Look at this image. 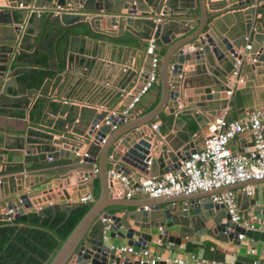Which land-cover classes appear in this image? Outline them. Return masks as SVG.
<instances>
[{"label": "water", "instance_id": "obj_1", "mask_svg": "<svg viewBox=\"0 0 264 264\" xmlns=\"http://www.w3.org/2000/svg\"><path fill=\"white\" fill-rule=\"evenodd\" d=\"M15 1L30 7L21 9L19 18L11 10L14 4L0 7V137L18 144L9 157L14 167L0 170V208L12 209L16 219L27 209L43 203L51 211L66 212L89 206L47 264H140L110 249L109 244L116 237L136 247H148L157 239L164 247L176 246V252L181 247L194 253L198 252L197 246L188 238L203 228L206 234L220 241L238 244L239 232L254 240H264V232L245 230L230 222L224 205L213 202L208 191L170 196L164 201L169 204L162 213L157 212L159 198H150L146 210L143 205L129 210L121 207L125 203L109 202L110 191L117 196L120 182L108 176V165L136 186L137 180L130 175L135 170H144L150 142L154 140L153 149L158 152L156 162L161 168L157 178H160L196 149L194 137L188 134L189 124L186 131L178 133V142L160 136L154 139V132L146 131L143 122L118 130L107 139L106 135L114 131L111 125L117 123L116 119L111 124H100L97 129L94 126L107 115L118 92L100 83L92 86L91 92L103 95L112 92L110 96L115 97L110 104L100 105L101 110L97 112L99 104L93 101L82 106L68 103V90L56 83L61 73L59 63L68 73L73 71L70 53L73 40L89 42L91 35L100 36L113 40L116 61L128 67V73L125 66L119 73L113 72L116 79L133 74L134 80L140 83L129 92L130 99L149 73L152 54L145 51V45L153 38L167 47L159 66L161 96L152 116L164 105L172 108L168 114L177 111L188 114L203 128L218 116L219 105L233 107L235 96L219 100H215L217 97L184 99L187 92L182 87L190 80L186 76L189 73L185 61L205 57V64L214 58L232 61L234 49L250 44V49L243 48V60L249 64L246 71L249 78L255 77L256 72L258 80H264V0H127L125 3L123 0H112V3L109 0H44L43 5L49 4L45 14L38 12L43 6L41 0ZM193 14L198 15L196 29L176 39L177 34L188 31ZM26 18L29 19L21 31L17 23ZM115 25L117 30L112 28ZM217 28L223 35L216 33ZM22 63L29 65H18ZM85 76L78 77L74 85L87 89L91 82ZM133 86L130 84L127 90ZM240 103L237 117L243 118L259 109L264 129V103L253 104L252 97L245 95ZM47 117L55 120L54 132L58 137L45 134L39 139L41 133L34 125L47 121ZM102 139L105 141L100 144ZM1 163L5 164L6 159L0 155ZM95 164L100 196L87 202L71 200L65 188L71 184V177L80 171L82 176L89 175ZM2 182L7 183L8 192ZM235 195L244 219L248 218V205L253 207V214L264 213V189L260 193L256 189L251 197L244 191ZM57 196L60 202L54 203ZM33 197L36 200H31ZM258 200L261 201L257 203ZM109 205L114 207L107 208ZM39 212L44 214V208ZM0 217L6 219L7 215L0 214Z\"/></svg>", "mask_w": 264, "mask_h": 264}, {"label": "crops", "instance_id": "obj_2", "mask_svg": "<svg viewBox=\"0 0 264 264\" xmlns=\"http://www.w3.org/2000/svg\"><path fill=\"white\" fill-rule=\"evenodd\" d=\"M110 3H112V0H109ZM127 2V0H123V3ZM44 0L40 1V4L43 5ZM122 3V4H123ZM9 4H14V6L11 7V10L14 12L15 17L19 18L21 15L19 12L22 8L18 7L17 1L15 0H0V7H9ZM49 5V4H48ZM48 5L44 4L42 7H39V10L41 12L47 13L46 7ZM193 17H191L190 22L191 26L188 28V31L183 35H176V39H179L183 37L184 35L193 32L196 29L198 15L193 14ZM29 18H26L25 20L18 22L19 24H26V21ZM24 27V26H23ZM21 28V31L23 29ZM101 27L103 28V24H101ZM114 30H117L118 27L115 25L112 27ZM187 29V28H186ZM126 33V31H125ZM216 33L222 34L221 31L217 28ZM223 35V34H222ZM92 40L89 42L82 41V40H73L72 42V50L70 53L73 54V62L71 63V66L73 68V71L67 72L66 69H64V66L59 63L60 68V74L59 79L56 83L59 82L58 85H63V87L68 90L66 95V101L70 104H77L79 106H82V104H87L90 101H93L99 106L97 107V112L101 110L100 105L102 104H110L111 99L114 100V98L111 95L112 92H109L108 94H96V92H91L92 86H97V84H102V86H106L107 89L116 90L118 92V97L115 100V102L112 104L111 108H120L124 106L129 101V92L136 88L139 83L138 79L134 80L136 77L133 74H127L125 76L121 75L119 79H116L115 74H112L113 72H120L122 71V68L125 66L120 62H117L116 58L117 50L112 47L113 40L102 38L100 36L91 35ZM249 39H247L248 41ZM104 41V43H102ZM154 41L155 43V50L154 53L159 58V66H160V60L162 57V54L165 52L167 45L159 43V40L150 39L149 41H146L145 45V51H147L148 46L150 42ZM174 40H172L173 42ZM250 42V41H248ZM83 46V48L81 47ZM137 53V51H136ZM206 57L204 59L202 58H196V59H190L188 61H185L187 65L185 68H187V71L189 74L186 76L189 77V81L186 82V87H182V90L187 92V95H185L184 99H189L191 101H197V99H204L207 97L214 98L217 97L215 100L219 99H226L230 96H235V105L223 107L218 106L215 104V106H218L220 109H216V112L218 113V116L216 117H225L227 119H240L238 118V114L236 110L241 107V99L243 98V95L245 97H252L253 104H262L264 103V80H258L259 78L256 77L257 73L254 72L256 75L255 77L249 78V75L246 71V68L248 67V62L246 60H243L242 66H241V72L244 76V84L241 86H237L233 89V92L230 96H227L225 93V90L227 89V80L230 74V70L232 68V61H230L228 58L224 59L222 58L220 61L214 58V61H211V63L205 64ZM255 60H250V63H254ZM18 65H29L27 63H22ZM46 68H50L48 65ZM126 69L125 73H128V67H124ZM86 74V79L90 81L88 88L82 89L80 86L74 85V82L78 79V77H83L84 74ZM112 74V75H111ZM264 75V74H263ZM262 76V75H260ZM93 79H92V78ZM261 78V77H260ZM100 79V80H99ZM135 82H134V81ZM130 84H133L134 86L127 90L130 86ZM51 89V88H50ZM253 89L255 92H253ZM96 91V90H95ZM11 93H14L13 90H10ZM254 93V97L252 94ZM161 96V81L159 77V68H158V78L154 82V84L151 86V88L141 97L140 101L137 103L135 109H133L126 118L120 120L114 128V131L110 134H107L106 137L109 139L116 131H123L131 127L132 125H135L137 123L143 122V127L146 128V131L148 132H154L153 138L157 139L158 136L163 137L164 139H168L169 141H179L178 133L186 131L187 124H189V136H193V142L195 143V148L198 149L202 144V139L205 135L208 134L207 129V123L203 128H200V126L195 122L194 119L188 114H180L178 111L171 115L168 114L170 111H172V108H169L167 106L161 105L159 111L157 114H154L152 116V112L155 109L156 106L159 104ZM72 97H76L74 100H72ZM187 104L184 103V105ZM180 110L186 111L184 107H178ZM51 116V115H49ZM215 117H213L214 119ZM212 119V120H213ZM180 121V122H179ZM179 122V123H178ZM153 123L160 124V127L157 129L150 128V125ZM175 123H177V126H175ZM34 128L39 131L41 134L39 135V139L43 138L45 134H53L55 138L58 137V135L54 132L55 131V120L53 121L49 117H47V121H44L40 123L39 125H34ZM113 130V128H111ZM173 133L174 135L172 136ZM76 134V133H75ZM171 134V135H170ZM154 141V140H153ZM153 141H151V149L150 153L147 156V159H151V165L149 169L143 170L142 172H139L138 170H135L130 177L135 178L138 182L140 179L155 177L157 178L160 176V166L156 162V156H158V152L154 151V145ZM160 142H163L160 140ZM231 149L239 153L241 155L247 156L249 154V151L252 149V135L249 130H244L242 133L238 134L236 137L231 139L230 141ZM18 148V144L15 140L1 138L0 137V155L3 156L4 159H6V163L0 164V170L3 169H10L14 166L12 165V161L9 158L10 155L14 151H16ZM195 149V150H196ZM146 159V160H147ZM145 160V162H146ZM97 166V164H95ZM109 169L112 168V165H108ZM75 174V173H74ZM81 171L73 175L71 177V184L66 186L65 188L68 191V194L71 196V200H76L80 202V196L85 194H92L93 193V200L97 199L101 194V185L100 180L96 174L92 179H90L87 182H81L80 175ZM139 174V175H138ZM44 176V175H43ZM162 176V175H161ZM95 180H98V195L96 194L95 190ZM6 186V192L9 191V187L6 182H2ZM77 185V186H76ZM245 183H238L232 188V190L236 192H242L243 186ZM76 188L77 192L73 190V187ZM255 190L257 189L258 193H260L264 189V181L262 182H255L254 183ZM229 187V189L231 188ZM5 189V188H4ZM225 189H218V190H212L208 191L209 193L215 194L219 193L221 191H224ZM110 191L109 195L112 194L111 197H109V202L117 201L122 202L125 204H122L121 207L124 209L129 210H135L138 208V205H147L149 206L150 197H148L146 194H140L136 193L130 198H127L124 195H117L114 196L113 193ZM5 193V192H4ZM78 193V194H77ZM61 194V193H60ZM251 197L252 195H248ZM36 197H33L31 200H34ZM56 199L53 201L54 203L60 202L59 199ZM170 197H160L158 200V211L159 213H162L163 210L168 206V202H164ZM260 199V197H259ZM36 200V199H35ZM261 200H258L257 203H259ZM181 203H185L184 201H181ZM40 205V204H38ZM44 208L46 207L47 203L41 204ZM173 205V204H172ZM114 206L109 205L107 208H112ZM106 208V209H107ZM30 210H36L39 212L36 206H34L31 209H27L25 212ZM248 218L250 220L256 221V222H263L264 223V213L259 214H253V207L248 205ZM7 212V209L5 206H2L0 208V214H5ZM24 212V213H25ZM23 214V213H22ZM11 219H14L13 215L11 216ZM0 220H5L3 217H0ZM251 238V237H250ZM250 238H245L241 242V245H238L236 243H233L229 240L226 241H220L216 240L215 238L209 236L205 233V229L203 228L201 231H198V233L195 234L193 237H189L195 246H197L198 252H187L184 248H179V252H176V246L167 248L163 245H160L157 239H154L149 245L148 248L151 249L154 252H160L164 255L168 256H181L184 258H190V255L194 254L198 257H204V258H210V259H217V260H223V259H231L233 253L235 252V257L239 264V260H243L245 264H251L252 258L258 260V264H264V240H254ZM115 245L119 244H126L125 239H121L119 237H116L115 240L111 241ZM253 244L255 246V254L250 255L247 252L246 245ZM120 256H123V254L118 253ZM126 256H128L126 254ZM130 256V255H129ZM131 257V256H130ZM133 259V257H131Z\"/></svg>", "mask_w": 264, "mask_h": 264}, {"label": "built area", "instance_id": "obj_3", "mask_svg": "<svg viewBox=\"0 0 264 264\" xmlns=\"http://www.w3.org/2000/svg\"><path fill=\"white\" fill-rule=\"evenodd\" d=\"M19 8H27L30 5H24L22 2L18 4ZM38 12L41 10L38 9ZM58 12V11H57ZM19 28L23 24L18 25ZM245 49H250V44L244 45ZM243 48L234 49L232 55V68L227 80V89L225 93L230 96L233 89L244 84V76L241 72L243 63ZM155 43L150 42L148 53L152 54L150 61L149 73L142 85L131 96L129 101L120 108L107 109V115L103 117L100 123L95 124V129L100 124H111L116 119L115 124L111 128H116L118 122L135 109L141 97L151 88L158 78L159 58L154 53ZM160 124L153 123L150 128L157 129ZM208 134L202 139L201 146L190 152L180 164L172 171L164 173L160 178L150 177L140 179L136 186L130 184L126 175L108 169L107 173L110 178H118L120 188L117 195H124L130 198L136 193L146 194L150 198L170 197L177 195H187L199 191L206 192L218 189H225L219 193L211 194V199L215 203L223 204L226 213L229 215V221L238 224L245 230L264 232V223L244 219L240 213L236 193L232 188L238 183H245L243 191L246 195H253L255 192L254 183L264 179V129L262 124V111L254 110L240 119H227L225 117H215L207 123ZM244 130H249L252 135V149L247 156L234 152L231 149L230 141ZM105 139L100 141L104 143ZM151 159L145 162V170L149 169ZM91 173L86 176H80L81 182H87L96 176L98 172L97 166H93ZM93 200L92 194L80 196V202ZM38 210L44 208L41 204L36 206ZM143 208L148 209L147 205ZM6 221L11 220L13 214L12 209H7ZM105 237V235H104ZM248 236L244 232L237 234L238 245ZM250 238V237H248ZM252 238H250L251 240ZM158 241V240H157ZM159 242V241H158ZM110 249L116 253L126 254L133 259L139 261L140 264H239L236 259L235 252L231 259H210L198 257L194 254L190 258L181 256H168L160 252H154L148 247H136L128 244L115 245L109 244ZM172 247V244H168ZM167 248V247H166ZM248 254H255V246L253 244L246 245ZM251 264H258V260L252 258Z\"/></svg>", "mask_w": 264, "mask_h": 264}, {"label": "trees", "instance_id": "obj_4", "mask_svg": "<svg viewBox=\"0 0 264 264\" xmlns=\"http://www.w3.org/2000/svg\"><path fill=\"white\" fill-rule=\"evenodd\" d=\"M94 185L97 191L98 180ZM88 209L85 205L66 212L45 207L44 214L30 210L16 219L0 220V264H47Z\"/></svg>", "mask_w": 264, "mask_h": 264}]
</instances>
